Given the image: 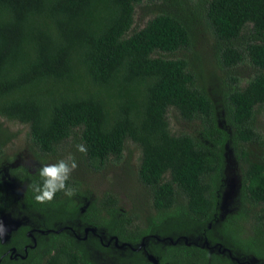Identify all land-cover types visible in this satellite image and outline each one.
Wrapping results in <instances>:
<instances>
[{
  "label": "trees",
  "instance_id": "trees-1",
  "mask_svg": "<svg viewBox=\"0 0 264 264\" xmlns=\"http://www.w3.org/2000/svg\"><path fill=\"white\" fill-rule=\"evenodd\" d=\"M144 1L0 0V118L27 125L44 156L79 133L94 171L131 141L154 209L138 221L113 194L93 201L76 178L67 181L71 199L58 192L39 204L36 173L12 170L26 185L25 222L0 240V264H264V149L248 148L260 140L255 117L264 108V0H206L207 25L227 45L219 63L259 69L243 89L239 79L226 85L221 119L196 57L171 58L193 45L186 3L171 0V10L132 30ZM171 109L199 122L200 133H174ZM14 139L0 124V161ZM229 148L240 208L222 218ZM7 196L0 180V210ZM86 229L96 232L83 239ZM112 237L118 245L105 246Z\"/></svg>",
  "mask_w": 264,
  "mask_h": 264
},
{
  "label": "rangeland",
  "instance_id": "rangeland-1",
  "mask_svg": "<svg viewBox=\"0 0 264 264\" xmlns=\"http://www.w3.org/2000/svg\"><path fill=\"white\" fill-rule=\"evenodd\" d=\"M182 1L186 3L185 14L192 20L194 40L191 49L178 52L171 58L185 57L192 60L196 57L194 67L200 73L201 83L206 86L216 102V111L221 119L224 96L227 92L226 85L232 83L231 79H239V88L243 89L249 80L259 72V69L248 61L233 69L226 68L221 61L219 63L220 53L227 45L226 42L218 40L207 25L206 0ZM171 5V0H145L141 5L135 7L132 30L142 29L157 13L171 10L172 8L169 9ZM246 40L247 38L242 39L239 44L244 45ZM168 118L171 129L176 134L198 135L200 133L199 122L184 121L174 109L169 111ZM255 123L260 140L248 148L259 153L264 149V108L258 109ZM0 124L16 134V139L5 148V153L0 161V180L8 195L5 208L0 210V223L6 229L3 238L10 237V234L25 222L22 198L26 185L12 175V170L21 168L30 173H36L44 164L55 163L59 159L69 160L71 158L76 161L77 167L72 171L70 178H76L81 183L83 191L88 193L93 201L97 197L109 193L119 198L122 201L124 212L136 216L138 221L146 220L151 214H154L148 189L139 180L138 172L142 152L131 141H127L119 160L110 159L102 170L94 171L88 166L83 153L77 150L76 146L82 144L79 133L63 143L55 154L44 156L32 143L27 125L10 122L5 118H0ZM226 155V188L221 200L222 218L240 208L239 163L233 149L229 148ZM99 257L101 256L99 255ZM246 263L258 264V260L251 258ZM104 264L107 263L104 262Z\"/></svg>",
  "mask_w": 264,
  "mask_h": 264
},
{
  "label": "clouds",
  "instance_id": "clouds-1",
  "mask_svg": "<svg viewBox=\"0 0 264 264\" xmlns=\"http://www.w3.org/2000/svg\"><path fill=\"white\" fill-rule=\"evenodd\" d=\"M77 150L81 153L87 151L84 144H78ZM77 167L76 161L59 159L55 163L44 164L36 175L39 178L37 183L32 185L34 200L39 204L51 202L58 192H63L64 196L71 199L75 195V189L67 184L72 171ZM6 229L0 223V240L3 239Z\"/></svg>",
  "mask_w": 264,
  "mask_h": 264
},
{
  "label": "water",
  "instance_id": "water-1",
  "mask_svg": "<svg viewBox=\"0 0 264 264\" xmlns=\"http://www.w3.org/2000/svg\"><path fill=\"white\" fill-rule=\"evenodd\" d=\"M88 230H91L93 233L94 232H96V230L95 229H88ZM7 239L9 238V237H6ZM6 238H3V242H5L6 241ZM115 239V243H116V245H118V239L117 238H114V237H112V239H111V241H113ZM186 243H187V239H186ZM125 245L123 244V245H121L120 247L121 248H123ZM144 246V244H142V247ZM217 247V246H216ZM219 248H220V246H219ZM149 259H150V261H152V262H154V263H157L156 262V259L154 258V257H152V256H149Z\"/></svg>",
  "mask_w": 264,
  "mask_h": 264
},
{
  "label": "flooded vegetation",
  "instance_id": "flooded-vegetation-1",
  "mask_svg": "<svg viewBox=\"0 0 264 264\" xmlns=\"http://www.w3.org/2000/svg\"><path fill=\"white\" fill-rule=\"evenodd\" d=\"M89 231H91V230H88V229L85 230L86 235L83 237V239H87V236H88ZM91 232H92V231H91ZM92 233H93V232H92ZM43 234H44V233H43ZM29 237L32 238V239L34 240L33 232H32V234L29 233ZM79 238L81 239L80 236H79ZM102 239H104V238L102 237ZM111 242H113V241H109V240L107 241V240H106V243H103V244H104L105 246H109V245L112 244ZM115 245H116V244H115ZM206 245H207V247H209L207 243H206ZM116 246H117V245H116ZM118 247H119V246H118ZM218 248H219V247H218Z\"/></svg>",
  "mask_w": 264,
  "mask_h": 264
}]
</instances>
